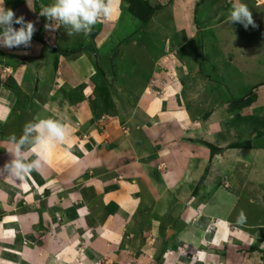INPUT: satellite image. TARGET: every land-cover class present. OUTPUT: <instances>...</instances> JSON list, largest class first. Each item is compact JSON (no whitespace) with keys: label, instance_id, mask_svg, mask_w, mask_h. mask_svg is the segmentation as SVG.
Masks as SVG:
<instances>
[{"label":"crops","instance_id":"0c3cea01","mask_svg":"<svg viewBox=\"0 0 264 264\" xmlns=\"http://www.w3.org/2000/svg\"><path fill=\"white\" fill-rule=\"evenodd\" d=\"M121 1L112 0V14L98 21L121 24ZM53 2L4 0L6 9L32 22L36 31L28 49L0 48V78H12L17 85L15 90L0 82V98L11 107L10 112L0 107V170L14 158L9 138H19L29 122L60 120L70 127L71 138L52 149L37 169L19 177L0 172V264L130 263L119 253L122 244L133 249V241L124 243L125 229L134 218L148 219L157 209L166 217L172 212L169 222L176 226L165 233L173 248L167 247L164 264H236L239 248L260 246L263 251L264 199L258 201L257 191H264V132L261 124L259 130L246 121L264 120V82L250 87L256 98L245 108H232L233 95L221 97V85H213L201 100L192 94L190 105L180 100V86L165 84V72L153 66L147 76L102 81L107 98L100 100L94 73L103 68L94 57L110 49L104 45L105 31L93 30L87 40L68 35L66 26L62 33L64 25L39 15ZM240 2L264 6V0ZM207 3L212 9L219 6L218 18L227 23L236 0ZM47 22L54 30L45 28ZM152 31L139 49L131 46L142 53L129 54L127 60L141 63L153 43ZM225 35L235 41L233 33ZM153 77L159 79L144 89ZM21 91L28 98H20ZM115 91L118 97L111 98ZM210 96L216 98L213 103ZM22 154L25 162L37 158L28 145ZM129 156L134 158L130 162ZM241 212L243 224L237 223ZM175 245L185 248L182 257ZM145 248L136 252L138 264H150L145 255L151 257L153 250Z\"/></svg>","mask_w":264,"mask_h":264},{"label":"rangeland","instance_id":"374dc122","mask_svg":"<svg viewBox=\"0 0 264 264\" xmlns=\"http://www.w3.org/2000/svg\"><path fill=\"white\" fill-rule=\"evenodd\" d=\"M208 1L209 0H122L121 13L124 16L122 17L121 24L116 25L111 21L113 25L110 24L111 26H107L106 22H100V20L98 21L99 23H96L87 33H92L93 30L98 32V34L99 32L102 33V31H105V35L102 33L105 37L103 38L105 39L104 45L110 46V49L106 50L107 52L103 54L100 53L94 57V62L96 63L98 60L99 66L103 68V73L100 69L98 71L96 70V73H94V81L95 79L100 81L98 84L95 82L98 88V91H95L96 97L100 100H105L107 98V91L106 88H104L105 85H103V82L108 83L125 80V77L128 75L132 79L133 77L139 78L143 75L147 76L151 73L150 70L153 69V66H158L160 69L159 71L165 72V77L163 78L165 84L168 83V86H171L177 83V86H180V100H182L183 103L187 102L190 104V102H192V94L193 96L197 94L195 96L196 98L199 95L198 99L201 100L204 98L205 93L210 94V89H212L213 85L214 87H219V85H221V93H219L221 97L223 95L224 97L227 96L230 92L233 95L229 96L231 98L230 102H232V99L238 100L245 98L246 105L244 104L242 108L252 104L253 100L256 98V84L264 82V53L260 54L259 52L264 49V6L251 7L247 5L256 26L254 28L249 26L245 29L238 23H223V21L218 18L217 12L219 6H215L214 10L211 8L210 4L207 3ZM35 7L37 8V6ZM150 8L154 9V12L150 15V20L142 23L138 18L141 16L147 18ZM216 18L219 20L217 23ZM47 24L50 23L47 22ZM140 24L141 27L139 28ZM106 27L110 30H105ZM146 27L148 31H144ZM65 28V26L61 28L62 33L65 31ZM150 28L151 31L153 29L152 35L154 40L152 45H149L148 50L152 51L154 57L152 58L150 56L149 51H144V57L139 60L141 63L134 59L127 60L129 54L131 56L133 53H142L141 51H137L136 48L139 49V47L143 46L145 37L147 36L146 33L148 32V34H151ZM226 33H230L231 35L233 33V36H236L235 41L230 37H225ZM87 34L79 33L76 35L82 37L83 40H87V38L89 39V37H86ZM195 34L198 35L195 36ZM192 36H194V38ZM166 38H168V41H164ZM134 40L138 42L133 43ZM133 44H135V46L137 45V47L130 50ZM165 45L166 47L164 49ZM238 50L241 55L237 54ZM147 52L149 53L146 55ZM242 53H244V57ZM249 54L253 55L249 56ZM146 57H151L152 59ZM150 60L151 62H149ZM164 60L166 63H163ZM128 61L129 63L127 66ZM8 64H10V58L8 59ZM138 67L142 68L141 73L138 72ZM131 70H136L138 74L133 76ZM239 70L241 71L240 74ZM105 77L108 80H106ZM157 79L159 78L153 77L149 79V85L146 83V88L144 89L150 88L151 84L155 83ZM0 82L11 85L15 90L17 88V85L14 84L15 80L12 78H6L4 80L0 78ZM88 82H93V80L90 79ZM143 82H147V80L145 79ZM227 87L229 90L226 92ZM81 89H84V83ZM165 89V87L160 88V91L164 92ZM21 92L20 98H28L27 91ZM127 93L133 94L134 91H127ZM109 96L111 98L114 96L118 97V92H111ZM209 98L212 100L213 96ZM215 99L216 98L210 102L213 103ZM100 110L101 109L95 106V112L99 113ZM210 110L209 108L206 109V111ZM194 113L196 117L198 114L200 115L199 111ZM246 122H251V126L254 129L261 124L263 130L258 128L264 132V120L259 123V119L254 118ZM169 129H173V127H169ZM174 137H176V135H174ZM177 139L178 137L173 139V141L177 142ZM133 159L134 158L130 157L127 158V161L130 162V160ZM151 170L154 171L155 169L152 168ZM198 190L199 188L196 192H198ZM257 193L260 198L258 200L256 196L255 199L262 202L264 199V191H257ZM155 213L156 214L153 216L150 212L148 219L139 216V220L137 221V219L134 218V221H136L133 222L132 220L125 229L124 243L133 241V249H128L129 245L127 244H122L119 248V253L123 255V257L128 258L127 260L130 263L127 264H138L137 262L139 259L137 258L139 257L136 255V252L142 251L144 246H146V250H148L149 247L153 250V255H151V257L150 252H146L145 255L149 257L148 260L150 264H164L163 255L167 247L173 248V246H171L173 240L170 241L172 239L171 236H168V238H170L169 241H165L166 230L167 228L172 229L171 226L173 225L169 222L172 218V212L168 217L159 214V209H157ZM137 215L138 214H136L135 217H137ZM168 223L169 226L167 225ZM153 224H155V226H153ZM143 230L145 233H142ZM140 231L141 235L139 236L138 232ZM229 242L228 240L225 241L226 244ZM253 243H255V241H253ZM174 247L177 248L178 245ZM259 249L260 246L239 248L237 251L239 252V257L236 256L237 253L233 256L231 255V257H233V259L237 257L236 260L238 262H236V264H241L242 260L245 262L247 261L243 264H264V246L262 248L263 251ZM176 250V253L180 257L186 253L184 247L177 248ZM222 251L227 255V250L224 251V249H222ZM192 256L193 262H195L198 256L196 254Z\"/></svg>","mask_w":264,"mask_h":264},{"label":"clouds","instance_id":"9594fccd","mask_svg":"<svg viewBox=\"0 0 264 264\" xmlns=\"http://www.w3.org/2000/svg\"><path fill=\"white\" fill-rule=\"evenodd\" d=\"M111 14L112 0H54L39 13L48 21H56L59 25L66 26L68 35L87 34L98 20L107 19ZM228 22L238 23L245 29L256 26L249 8L240 0L233 4ZM14 25H19V28H15ZM45 28L54 30L51 24H46ZM35 31L32 22L26 21L23 16L17 17L11 9L4 7V0H0V48L28 49L31 47ZM0 107L5 111H11L8 101L3 98H0ZM70 138V127L60 120L46 118L29 122L24 126L23 134L19 138L15 135L9 138V142L14 145V158L5 164L0 172L19 177L25 172L37 169L52 149L66 143ZM25 145L29 146V151L36 154V159L25 162L26 156L22 154ZM245 220L246 217L241 212L237 223L243 224Z\"/></svg>","mask_w":264,"mask_h":264},{"label":"trees","instance_id":"16d2710c","mask_svg":"<svg viewBox=\"0 0 264 264\" xmlns=\"http://www.w3.org/2000/svg\"><path fill=\"white\" fill-rule=\"evenodd\" d=\"M153 12H154V9L150 8V9H149V15L147 16V18L141 16V17H139L138 19H139L142 23L148 22V21L150 20V15H151ZM14 26L19 28V25H14ZM245 100H246L245 98L238 99V100H233V101L231 102V106H232V108H234V107H239V109L242 108V106H244V104H245ZM253 101H254V100H253ZM250 103H251V102H250ZM245 105H246V104H245ZM208 146H209V145H208ZM210 146H211V145H210ZM234 146H238V144H235ZM210 148L214 149L212 146H211ZM214 150H215V149H214Z\"/></svg>","mask_w":264,"mask_h":264}]
</instances>
